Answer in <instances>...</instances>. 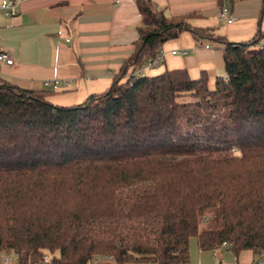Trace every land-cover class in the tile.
<instances>
[{
    "label": "trees",
    "instance_id": "16d2710c",
    "mask_svg": "<svg viewBox=\"0 0 264 264\" xmlns=\"http://www.w3.org/2000/svg\"><path fill=\"white\" fill-rule=\"evenodd\" d=\"M135 3L133 50L103 91L58 105L0 78V255L16 264H184L192 237L264 256L259 35L230 41L194 13ZM183 31L223 45L212 87L184 68L133 74Z\"/></svg>",
    "mask_w": 264,
    "mask_h": 264
},
{
    "label": "crops",
    "instance_id": "0c3cea01",
    "mask_svg": "<svg viewBox=\"0 0 264 264\" xmlns=\"http://www.w3.org/2000/svg\"><path fill=\"white\" fill-rule=\"evenodd\" d=\"M153 1L167 16L194 13L191 25L216 27V33L230 41L247 40L256 34L259 44L264 45L260 0ZM222 4L234 17L230 23L218 19ZM141 24L135 0H21L16 14L0 17V51L13 60L12 64H0V78L24 89L42 90L54 104L80 103L109 85L132 52ZM205 42L208 48L197 46L190 32H181L161 45L166 53L159 65L145 69L146 73L184 68L191 78L204 73L212 87L216 77L224 76L223 45ZM173 48L189 52L172 54ZM53 78L64 83L57 89L43 86L44 80ZM263 258L249 248L234 255L227 244L201 249L192 237L184 264H251ZM128 264L155 263L142 260Z\"/></svg>",
    "mask_w": 264,
    "mask_h": 264
},
{
    "label": "built area",
    "instance_id": "2783aa9c",
    "mask_svg": "<svg viewBox=\"0 0 264 264\" xmlns=\"http://www.w3.org/2000/svg\"><path fill=\"white\" fill-rule=\"evenodd\" d=\"M21 0H0V17L2 16H11L17 13V6ZM218 19L221 22L230 23L234 20V17L228 14L227 6L225 4H222L219 9V15ZM197 46H202L205 48L209 47V44L206 43L203 40H196ZM262 46V45H261ZM189 52L186 48H173L170 50V53L172 54H181L185 55ZM165 50L159 49V51L153 56L145 59V61L142 63L140 67H138L133 74L142 76L147 74L145 69L154 68L159 65L162 57L165 54ZM12 64L13 60L9 56L7 52L0 51V64ZM62 83H64V80L59 78H53V79H47L44 80L43 86L45 87H51L53 89H57ZM222 244H226V242H222ZM97 262V263H96ZM95 263L90 264H109L114 263L113 256L111 254H101L99 258L97 259ZM0 264H16L14 258L11 254H3L0 257ZM38 264H50V259L48 256H44L43 259L39 261ZM251 264H264V258L258 259L257 261L251 263Z\"/></svg>",
    "mask_w": 264,
    "mask_h": 264
},
{
    "label": "rangeland",
    "instance_id": "374dc122",
    "mask_svg": "<svg viewBox=\"0 0 264 264\" xmlns=\"http://www.w3.org/2000/svg\"><path fill=\"white\" fill-rule=\"evenodd\" d=\"M99 256H100V255H96V256H94V258H93V260L91 261V263H93V262L95 263V262L97 261V259L99 258ZM96 263H97V262H96Z\"/></svg>",
    "mask_w": 264,
    "mask_h": 264
}]
</instances>
